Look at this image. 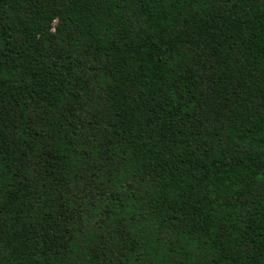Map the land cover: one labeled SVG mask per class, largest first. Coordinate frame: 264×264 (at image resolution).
I'll list each match as a JSON object with an SVG mask.
<instances>
[{"label": "trees", "instance_id": "trees-1", "mask_svg": "<svg viewBox=\"0 0 264 264\" xmlns=\"http://www.w3.org/2000/svg\"><path fill=\"white\" fill-rule=\"evenodd\" d=\"M0 264H264V0H0Z\"/></svg>", "mask_w": 264, "mask_h": 264}]
</instances>
